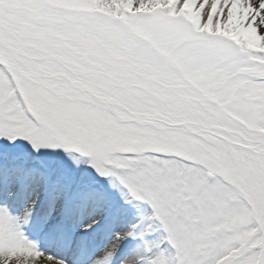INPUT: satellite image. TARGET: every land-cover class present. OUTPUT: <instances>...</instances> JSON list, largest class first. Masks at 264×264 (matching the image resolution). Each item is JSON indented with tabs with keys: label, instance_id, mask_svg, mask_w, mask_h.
Instances as JSON below:
<instances>
[{
	"label": "snow or ice",
	"instance_id": "1",
	"mask_svg": "<svg viewBox=\"0 0 264 264\" xmlns=\"http://www.w3.org/2000/svg\"><path fill=\"white\" fill-rule=\"evenodd\" d=\"M0 264H264V0H0Z\"/></svg>",
	"mask_w": 264,
	"mask_h": 264
},
{
	"label": "bare ground",
	"instance_id": "2",
	"mask_svg": "<svg viewBox=\"0 0 264 264\" xmlns=\"http://www.w3.org/2000/svg\"><path fill=\"white\" fill-rule=\"evenodd\" d=\"M121 225H118L114 223L111 219V217H108V220L106 221V215H103V218L97 224L95 228H98V230H95V233L88 237L92 248H94V245H98L101 243L103 245L106 243L114 230H118ZM37 239L41 240V237H37ZM40 246L48 252H51L55 256H63L65 254V250L61 246H57L56 244H52L50 242H47V244H40ZM127 245L122 248V251H125L127 249ZM94 250V249H93Z\"/></svg>",
	"mask_w": 264,
	"mask_h": 264
},
{
	"label": "rangeland",
	"instance_id": "3",
	"mask_svg": "<svg viewBox=\"0 0 264 264\" xmlns=\"http://www.w3.org/2000/svg\"><path fill=\"white\" fill-rule=\"evenodd\" d=\"M101 183L103 184V183H105V181H101ZM109 217V216H108Z\"/></svg>",
	"mask_w": 264,
	"mask_h": 264
}]
</instances>
